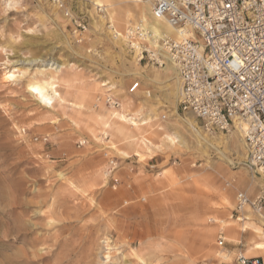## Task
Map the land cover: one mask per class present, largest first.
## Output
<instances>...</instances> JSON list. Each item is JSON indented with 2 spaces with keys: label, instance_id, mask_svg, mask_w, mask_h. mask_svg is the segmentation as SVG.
<instances>
[{
  "label": "rangeland",
  "instance_id": "rangeland-1",
  "mask_svg": "<svg viewBox=\"0 0 264 264\" xmlns=\"http://www.w3.org/2000/svg\"><path fill=\"white\" fill-rule=\"evenodd\" d=\"M64 1L88 24L81 43L48 0H0V264L264 260V238L244 230L233 211L238 193L264 194V178L249 167L243 138L239 147L231 138L235 130L205 132L179 111L160 70L136 68L126 45L113 42L112 30L124 34L123 28L112 29L107 18L100 28L105 10L91 0ZM109 4L103 2L104 9ZM34 59L35 66L27 65ZM47 62L64 66L59 73L35 70ZM6 67L22 76L19 82L5 79ZM50 77L54 83L45 92L51 101L43 104L28 90ZM103 83L112 86L119 110L103 103L110 88ZM116 111L146 124L136 131L112 118ZM173 133L184 147L166 142ZM142 139L149 150L138 147ZM240 218L264 235V209ZM231 226L233 233L224 231ZM257 243L262 250L253 248Z\"/></svg>",
  "mask_w": 264,
  "mask_h": 264
},
{
  "label": "built area",
  "instance_id": "built-area-1",
  "mask_svg": "<svg viewBox=\"0 0 264 264\" xmlns=\"http://www.w3.org/2000/svg\"><path fill=\"white\" fill-rule=\"evenodd\" d=\"M48 1L69 21L75 41L81 43L88 30L84 18L74 15L64 0ZM144 1L156 20L185 36L155 38L135 23L123 34L130 53L151 68H174L180 86L178 109L194 117L205 132L228 134L244 125L246 161L264 178V0ZM237 60L240 65L233 70L229 65ZM103 103L111 110L121 108L109 92ZM263 209L264 194H237L236 221L247 211L259 215ZM217 245H224L222 237ZM236 264L261 262L239 255Z\"/></svg>",
  "mask_w": 264,
  "mask_h": 264
},
{
  "label": "bare ground",
  "instance_id": "bare-ground-1",
  "mask_svg": "<svg viewBox=\"0 0 264 264\" xmlns=\"http://www.w3.org/2000/svg\"><path fill=\"white\" fill-rule=\"evenodd\" d=\"M91 1L93 3L94 7L100 8L101 9L100 11L105 10L107 12V15L105 17H100V19L97 22L98 25H100V28L103 27V25L105 24V18H107V20L112 25V26H110V27H112V29H114L113 25H117L119 28H123L125 31H128L131 27H133V25H130V22L134 20L137 23H140L146 30L151 31L155 38L164 35V36H167L170 38L180 39L183 36H185V33L177 32L176 30L170 28L165 23L156 20L151 15L149 4L146 3L144 0H91ZM103 2H109L110 6H108L106 9H104L105 7L103 5ZM115 5L119 6L120 9L115 8ZM118 10H120L121 12L120 13L117 12ZM111 35L113 38V42H115V44L117 46L122 47L123 45H125L124 36L117 29L112 30ZM37 62H38V59L28 60L27 65L35 66ZM63 66L64 65L60 64V63L58 64L55 62H52V63L47 62L45 64L38 66L37 68H35V70H37L41 75H43V73H46L50 70L54 71L55 73H59L61 71V69L63 68ZM134 66L136 68H138L137 62L134 63ZM4 69L7 70V67ZM4 77L8 82H15L16 83V82H19V79L22 76L20 74H16L12 70H7V71H5ZM158 78H159L161 83H166L168 88L172 89V91H170L171 92L170 94L179 98L180 86H179V82L177 79V74H176L173 67L168 66L165 69L161 70V74L160 75L158 74ZM172 79H173V83H169ZM53 83H54V79L52 77H50L49 80L45 79V81L43 80L42 83H36L35 86H31L28 91L32 96L37 98L38 101L42 102L43 104H49V102L51 101V96L45 92V89ZM101 86L107 87L108 83H103ZM33 89H35V91ZM110 89H112V86L110 87ZM54 95H56V94L54 93ZM146 96L147 97L149 96L148 92L146 93ZM112 116H113L112 118H116L120 122L128 123L133 128H135L136 131L140 130V127L146 124V120L136 122V119H134L132 117H127V115H123V114H121V112H118V111L113 112ZM187 124L197 134V138H199L198 141L200 142V144L201 145L206 144L207 141H206L205 137L202 136L199 129L197 127H195L193 120L188 119ZM106 126L108 127L107 123H106ZM243 129H244V125H237L236 130L231 135V138H233L236 141V143L239 147L240 146L242 147V143H241L242 139L241 138L243 136V133H242ZM127 135L129 138L136 140L135 137H131L130 133H128ZM165 140L170 146H176V145L180 146V147L183 146V142H182L181 138L174 133L173 134H166ZM140 143H141L140 146L137 143L138 147H141V145H142L146 150H149L150 143L148 140L142 139L140 141ZM134 156L142 157L139 154V152H135ZM262 186L264 189V184ZM257 216H261V214H259ZM242 220H244V219H241L238 221L240 222ZM242 228L243 229H245V228L252 229L253 232L255 233L256 237L264 238L262 230L259 227L255 226V224L253 222H251L249 219H246V221L243 222ZM253 248L255 250H262L263 245L261 243H257L254 245Z\"/></svg>",
  "mask_w": 264,
  "mask_h": 264
},
{
  "label": "crops",
  "instance_id": "crops-1",
  "mask_svg": "<svg viewBox=\"0 0 264 264\" xmlns=\"http://www.w3.org/2000/svg\"><path fill=\"white\" fill-rule=\"evenodd\" d=\"M138 63V62H137ZM139 65H143L144 67H146V66H148L146 63H144V62H142V63H138ZM138 65V66H139ZM150 67V66H149ZM151 68V67H150ZM102 85V84H101ZM108 86H110L109 84H108ZM102 87V86H101ZM103 88H106V87H103ZM108 92H110V88H106L105 89V92H104V94H107ZM236 200V199H235ZM233 211H234V209H233ZM234 215L233 214H231V218L233 217ZM236 221V220H235ZM239 222V221H238ZM243 222H244V220H242L241 221V223L243 224ZM225 225V224H224ZM241 227H242V225H241ZM245 230V229H244ZM224 231H227V232H232V226L231 227H227V228H225L224 229ZM242 231V230H241ZM233 233V232H232ZM235 234V233H234ZM219 237H221V236H219ZM223 238V237H222ZM224 239V238H223ZM224 244H225V239H224ZM240 244H241V242H240ZM239 244V242H238V245H240ZM237 250H239V249H236V251ZM257 259H259L260 260V262H261V264H264V260L263 259H260V258H257Z\"/></svg>",
  "mask_w": 264,
  "mask_h": 264
},
{
  "label": "snow or ice",
  "instance_id": "snow-or-ice-1",
  "mask_svg": "<svg viewBox=\"0 0 264 264\" xmlns=\"http://www.w3.org/2000/svg\"><path fill=\"white\" fill-rule=\"evenodd\" d=\"M225 46H226V45H225ZM239 65H240V61L237 60V61H236V64H234V65H229V67L232 68L233 70H235L236 67L239 66ZM243 78H244L243 76H240V79H243ZM33 90L35 91V89H33Z\"/></svg>",
  "mask_w": 264,
  "mask_h": 264
}]
</instances>
